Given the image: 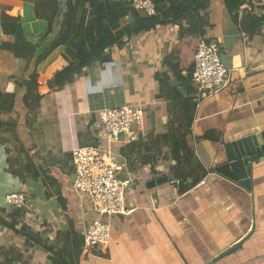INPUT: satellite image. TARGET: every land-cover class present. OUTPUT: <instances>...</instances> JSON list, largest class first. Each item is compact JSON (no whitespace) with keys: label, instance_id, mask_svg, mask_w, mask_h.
Instances as JSON below:
<instances>
[{"label":"crops","instance_id":"crops-1","mask_svg":"<svg viewBox=\"0 0 264 264\" xmlns=\"http://www.w3.org/2000/svg\"><path fill=\"white\" fill-rule=\"evenodd\" d=\"M11 1L22 7L2 6L1 13L30 18L25 23V36L29 40L38 38L51 18L53 0ZM63 1L59 0L61 9ZM199 16L207 26L201 38L219 45L228 80L225 87L207 97L194 84L188 95L163 65L178 46L180 30L173 24L132 36L122 46L105 50L102 61L83 70L62 90L46 96L30 118L23 103L25 90L18 85L28 81L36 69L39 84L45 86L64 68L65 49L58 47L37 66L33 59L25 70V61L9 58L7 71L13 72L14 79L7 92L16 96L13 113L2 120H14L17 135L26 148L44 146L49 154L60 156L71 153L74 146H90L96 140L92 125L97 115L93 112L122 106L143 109L144 138L134 144L129 158L128 152L124 155L120 150L128 161L123 177L133 179L135 185L124 200L126 213L103 218L110 227V244L92 255L82 252L83 233L98 217L88 198L72 192V174L63 175L58 166L44 165L66 200L65 209L73 228L68 230L55 195L44 197L52 190L40 181L21 183L9 171L6 142L0 141V210L7 214L12 209L5 204L9 194H23L27 201L22 220L27 230L23 234L0 226V262L264 264V152L251 166L250 190L214 172L227 161L226 144L264 132V4L260 0L246 4L234 23L224 0H209L208 9ZM123 21L128 23L129 18ZM58 30L57 21L54 34L34 51L35 57L56 38ZM1 34L0 30V37ZM5 55L0 50L2 70L1 58ZM156 74L168 77V92L163 96ZM187 98L193 101L185 107L181 101ZM172 133L183 137L190 154L181 158L171 154V142L166 145L161 138ZM206 135L209 137L203 139ZM39 139L44 140L43 144ZM51 168L60 174L58 178L51 175ZM162 177L168 181L148 186ZM233 246L237 248L212 263ZM13 250V255L4 257Z\"/></svg>","mask_w":264,"mask_h":264},{"label":"trees","instance_id":"trees-1","mask_svg":"<svg viewBox=\"0 0 264 264\" xmlns=\"http://www.w3.org/2000/svg\"><path fill=\"white\" fill-rule=\"evenodd\" d=\"M253 1L258 0H224V7L232 21L237 23L240 10ZM63 2L64 7L61 9L59 0H53L54 10L50 20L46 23L45 30L38 38L29 40L25 36V29L28 32L25 23L29 22L30 18H12L1 13L2 6L22 7V4L11 0H0V30L2 33L0 50L6 53L5 57L1 58V61H4L3 70L0 69V130L4 128L9 130L17 149V156L7 160L9 171L21 183L29 185L32 181H40L45 188L51 189L52 193H45L44 197L49 199L55 195L56 201L61 206L68 230H73L72 222L68 218V211L65 209L66 200L61 196L59 184L50 176L48 166H44L45 163H49L58 166L60 171L72 174V168L68 167L71 153L53 156L43 148L44 146L38 145H33L31 149H28L17 135L15 130L17 125L14 120L12 118H8L6 122L2 120L3 116L13 113L16 96V93L7 92L10 81L14 79L13 72L7 71L9 58L16 62L25 61L23 68L25 70L33 59L37 66L58 47L65 49L62 53L65 62L64 68L57 72L45 86L39 84V74L36 69L29 76L28 81H22L18 85L19 89L25 90L23 103L30 118L37 112L46 96L62 90L74 78L81 75L83 70L102 61L105 50L113 46H122L124 40L132 36L145 34L159 26L173 24L177 25L180 30L178 46L165 58L163 65L170 70L172 77L184 86L189 95L192 91L193 56L197 50L199 39L207 31L204 19L199 15L200 12L208 9L209 0H153L157 14L151 17L143 12L135 11L129 4L122 2L109 0H64ZM126 18H129V22L123 23ZM57 21L59 30L56 38L35 57L34 51L39 50L54 34ZM155 80L159 83L161 96L165 95L168 92V77L164 74H156ZM171 93L175 98L178 97L173 90ZM192 101L187 98L184 102L181 101V104L188 107ZM30 126V122L27 121V127ZM208 137L206 135L203 139ZM161 140L166 145L171 142L170 150L174 157L181 158L189 153L181 136L177 137L172 133L163 136ZM134 144L122 149L121 152L124 155H127L126 152H128L129 158ZM89 145L96 146L97 140H92ZM11 210L7 214L6 210H0V226L15 234H23L27 230L26 226L22 224L26 214L25 210L16 208ZM14 251L4 257L13 255ZM18 258L20 255L16 257V259ZM0 264H13V262L7 259L5 262L1 261Z\"/></svg>","mask_w":264,"mask_h":264},{"label":"built area","instance_id":"built-area-1","mask_svg":"<svg viewBox=\"0 0 264 264\" xmlns=\"http://www.w3.org/2000/svg\"><path fill=\"white\" fill-rule=\"evenodd\" d=\"M129 4L135 11L156 16L153 0H109ZM264 4V0H260ZM185 75V73H183ZM191 82L204 97L212 95L228 84L227 70L220 58L219 45L209 39H199L193 56ZM92 128L96 146H74L70 164L74 181L72 192L88 198L98 219L88 224L83 233V254L92 255L110 244V227L103 218L125 214L126 194L134 188L133 179L123 177L128 161L120 150L144 138L143 109L138 106L104 108L97 112ZM11 208L25 209L23 194L12 193L5 197Z\"/></svg>","mask_w":264,"mask_h":264},{"label":"water","instance_id":"water-1","mask_svg":"<svg viewBox=\"0 0 264 264\" xmlns=\"http://www.w3.org/2000/svg\"><path fill=\"white\" fill-rule=\"evenodd\" d=\"M225 152L227 159L226 163L217 166L214 172L227 180L250 190L251 166L253 163L259 161L257 155L264 152V132L226 144ZM73 181L74 175L72 174L70 176V182L73 183ZM167 181V177H162L150 182L148 186H153L155 184L160 185ZM235 248H237V246H233L229 250H226L213 259L212 263L217 262L219 259L232 252Z\"/></svg>","mask_w":264,"mask_h":264},{"label":"rangeland","instance_id":"rangeland-1","mask_svg":"<svg viewBox=\"0 0 264 264\" xmlns=\"http://www.w3.org/2000/svg\"><path fill=\"white\" fill-rule=\"evenodd\" d=\"M123 22H125V21H123ZM41 140H42V144H43L44 140L43 139H41ZM41 140H40V143H41ZM0 141L6 142L5 150H6V152H8L10 158H14L15 156H17V153H16L17 149L15 148L16 145L13 142V136L11 135L9 130H7V129L2 130V131L0 130ZM37 163H38V161H37ZM57 170L60 171L61 169H59V167H57ZM60 172H62L61 174H63V175L68 174L67 171H60ZM51 175H53L57 178H58V176H60V174L52 168H51Z\"/></svg>","mask_w":264,"mask_h":264}]
</instances>
